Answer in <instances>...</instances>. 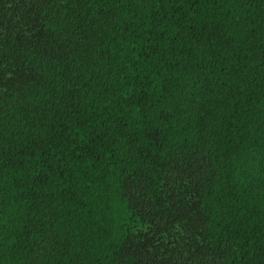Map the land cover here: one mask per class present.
<instances>
[{
  "label": "trees",
  "instance_id": "trees-1",
  "mask_svg": "<svg viewBox=\"0 0 264 264\" xmlns=\"http://www.w3.org/2000/svg\"><path fill=\"white\" fill-rule=\"evenodd\" d=\"M0 264H264V0H0Z\"/></svg>",
  "mask_w": 264,
  "mask_h": 264
}]
</instances>
